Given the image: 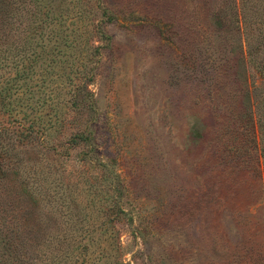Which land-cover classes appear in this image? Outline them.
<instances>
[{
    "label": "rangeland",
    "instance_id": "rangeland-1",
    "mask_svg": "<svg viewBox=\"0 0 264 264\" xmlns=\"http://www.w3.org/2000/svg\"><path fill=\"white\" fill-rule=\"evenodd\" d=\"M31 1L41 10L29 21L55 13L91 35L100 19L110 38L88 82L92 107L69 106L58 88L57 114L34 86L53 77L49 65L24 78L21 55L19 91L0 94L1 210L25 181L58 182L72 211L88 203L91 225L110 192L126 212L110 222L121 264H264L262 130L250 115L264 125V105L243 93L263 76L235 26L212 24L226 0H0L3 27ZM98 240L87 264L113 263L110 247L96 257L110 242Z\"/></svg>",
    "mask_w": 264,
    "mask_h": 264
},
{
    "label": "trees",
    "instance_id": "trees-1",
    "mask_svg": "<svg viewBox=\"0 0 264 264\" xmlns=\"http://www.w3.org/2000/svg\"><path fill=\"white\" fill-rule=\"evenodd\" d=\"M225 3L211 11L212 24L214 27L235 26L243 36L246 62L251 63L263 76L259 85L245 82L243 93L252 97L254 102L260 96V103L264 105V0H226ZM19 6L7 12V26L3 27L0 23L2 97L10 98L19 91L18 66L21 55H24V78L33 79L37 71L35 66L42 68L37 72L40 75L49 65L48 72L53 77L46 78L44 83V77L40 76V83L34 86L37 84L38 91L43 94L42 102L52 101L48 106L54 109V114L58 111L56 103L62 100L58 97V93H62L58 88L65 87L63 95L68 94L69 106L92 107L88 82L95 73L101 48L110 38L101 27L102 20L96 21L94 33L83 35L81 31L73 32V29H77L74 24L66 23L64 18L55 16V13H50V16H54L51 18L45 16L27 20L29 15L41 10L35 1ZM100 8L102 16L111 18L106 6L100 5ZM66 48L71 51H66ZM250 115L254 119L251 118V128L259 132L262 130L264 142V125L257 117ZM33 127L24 126L28 134L34 130ZM263 142L261 150L264 155ZM24 184L22 194L17 195L11 203V211L0 208V264H87L88 258L95 257L91 255L95 249L90 247L97 245L99 238L109 239L110 242H105L104 247L98 249L96 257L107 247L113 249L112 252L105 251L106 256L113 258V263L108 261L99 264H121L117 230L110 222L120 220L126 212L112 193L99 196L104 204L96 215L99 222L85 225L88 203L72 211L70 199L64 196L65 190L56 187H61V183L56 182L51 191L41 182L30 185L32 187L26 181Z\"/></svg>",
    "mask_w": 264,
    "mask_h": 264
}]
</instances>
